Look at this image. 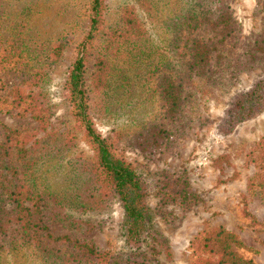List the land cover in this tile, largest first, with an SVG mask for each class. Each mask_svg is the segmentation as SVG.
<instances>
[{
  "label": "trees",
  "instance_id": "1",
  "mask_svg": "<svg viewBox=\"0 0 264 264\" xmlns=\"http://www.w3.org/2000/svg\"><path fill=\"white\" fill-rule=\"evenodd\" d=\"M105 3L89 0L87 30L76 44L62 84L69 115L91 155L70 154L74 135L58 136L47 120L49 65L71 38L60 33L38 45L0 21V71L14 72L16 78L6 86L10 98L1 99L0 114L18 109L35 124L32 130H19L0 123V247L23 249L40 264H160L143 256L144 246L162 242L152 223L151 190L158 191L163 204L187 208L199 200L182 173L162 172L150 180L115 154L94 127L89 95L106 94L110 88L116 71L112 57L120 53L147 59L156 110L126 120L119 132L126 145L153 154L168 137L166 123L181 116L192 96L187 82H212L225 40L235 30L232 8L228 0H135L120 8L119 24L104 30ZM255 6L264 11V0H255ZM93 53L88 92L84 72ZM241 57L245 66L263 61L264 39L254 41ZM263 110L264 76H260L232 96L216 131L227 134ZM54 158L65 161L67 184L61 191L51 187L43 169ZM252 162L247 190L264 199V135L256 143ZM112 199L122 208L124 253L100 249L86 237L97 225L89 216L105 212ZM48 221L61 223L64 232L53 234ZM242 246L237 235L222 226L202 230L189 241L192 264H255L237 251Z\"/></svg>",
  "mask_w": 264,
  "mask_h": 264
},
{
  "label": "rangeland",
  "instance_id": "2",
  "mask_svg": "<svg viewBox=\"0 0 264 264\" xmlns=\"http://www.w3.org/2000/svg\"><path fill=\"white\" fill-rule=\"evenodd\" d=\"M135 0H106L104 30L119 24L122 5ZM236 19L235 30L226 38L221 61L213 69L212 82L186 88L192 92L181 116L167 122V139L153 154H144L124 143L119 126L130 118H138L156 110V96L147 79V59L117 54L112 57L116 71L110 88L89 95V113L96 131L109 143L111 150L130 161L147 179L154 180L162 172L172 176L182 173L199 200L183 208L177 203L163 204L160 194L151 190L149 206L153 227L162 242L143 247L148 261L160 264H192L189 241L211 227L222 226L237 235L242 247L237 251L255 264H264V199L249 193L247 181L253 173L252 158L256 143L264 135V110L243 121L227 133L220 134L216 125L232 96L249 87L254 79L264 76V60L245 66L241 55L256 40L264 39V11L256 8L255 0H228ZM89 0H0V21L11 31L20 29L24 38L47 42L60 33L71 39L55 62L49 65L45 88L48 93V123L56 134L74 135L70 154L92 151L73 118L63 95L62 84L67 67L73 60L76 44L87 30ZM28 44L30 42H27ZM121 52V51H120ZM95 54H91L84 77L89 91ZM13 73L0 71V101L6 86L15 82ZM106 105V109L104 106ZM0 114V123L19 130H32L35 124L25 112ZM18 114V115H17ZM21 114V113H20ZM121 131L123 130L120 129ZM43 169L51 187L58 191L67 184L64 159H52ZM86 237L100 249L113 253L125 252L121 238L122 208L116 199L100 215ZM53 234L64 232L63 225L48 221ZM0 264H40L25 250H2Z\"/></svg>",
  "mask_w": 264,
  "mask_h": 264
}]
</instances>
